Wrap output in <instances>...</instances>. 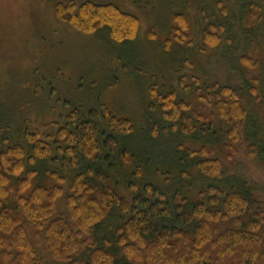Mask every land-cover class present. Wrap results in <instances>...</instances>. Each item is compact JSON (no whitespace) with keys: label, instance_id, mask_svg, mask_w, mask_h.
<instances>
[{"label":"trees","instance_id":"1","mask_svg":"<svg viewBox=\"0 0 264 264\" xmlns=\"http://www.w3.org/2000/svg\"><path fill=\"white\" fill-rule=\"evenodd\" d=\"M51 8L59 22L83 35L105 31L119 45L138 35L139 19L113 3L55 0ZM172 21L165 51L173 42L192 43L186 16L174 13ZM217 28L210 24L203 30L205 49L223 42V29ZM146 36L157 38L152 28ZM241 61L248 69L258 67L247 56ZM189 79L180 76L178 84L195 99V108L176 89L161 94L149 86V106L158 117L146 138L172 140V161L203 178L222 177L225 161L240 154L264 163V129L255 124L247 105L256 92L205 83L194 75ZM49 127L50 132L25 131L23 144L1 138L0 264H264V198L253 194L247 182L234 177L207 184L189 201L180 190L168 195L157 184L142 181L136 168L123 177L133 194L127 198L112 183L111 173L135 158L127 142L136 131L129 118L99 104L42 125ZM181 136L200 145L174 146ZM210 146L219 147L225 159ZM48 162L71 168L69 181L55 170H44ZM37 178L53 183H36ZM112 216L121 222L106 226L104 234L101 227Z\"/></svg>","mask_w":264,"mask_h":264},{"label":"rangeland","instance_id":"2","mask_svg":"<svg viewBox=\"0 0 264 264\" xmlns=\"http://www.w3.org/2000/svg\"><path fill=\"white\" fill-rule=\"evenodd\" d=\"M53 1L0 0V141L7 138L9 144H23L25 131L50 132L51 127L43 129L42 125L73 109L86 113L105 104L116 115L129 118L136 128L127 139L135 150L134 160L111 173L112 183L125 197L133 194L123 185V177L138 168L142 181L157 184L168 195L180 190L189 201L197 198L203 186L234 177L264 198L263 161L240 154L225 161L222 177L203 178L193 168L184 169L172 161V140L145 135L158 117L149 106L150 85L161 94L176 89L180 99L196 107L195 99L178 84L183 75L188 76L187 82L194 75L205 83L217 81L256 92L247 105L251 117H256L255 124L264 129V0H89L113 3L139 19L136 39L120 45L109 40L105 31L87 36L59 22L52 12ZM174 13L186 16L192 43L179 46L173 42L165 51L163 41L172 37ZM210 24L218 32L223 29V42L215 49H205L202 43L203 30ZM149 28L154 30L155 40L147 39ZM243 56L258 67L248 69L241 61ZM250 85L252 89L247 88ZM195 141L181 136L174 146L181 143L197 148L200 143ZM210 148L225 159L219 147ZM42 168L55 170L67 182L73 173L71 168L63 170L50 162ZM130 179L139 181L134 175ZM41 182L50 186L53 180L37 178L36 183ZM62 201L59 199L60 210ZM120 222L112 216L101 231Z\"/></svg>","mask_w":264,"mask_h":264}]
</instances>
